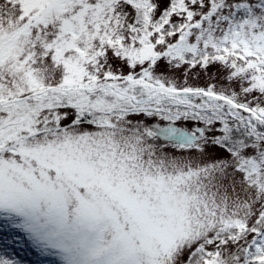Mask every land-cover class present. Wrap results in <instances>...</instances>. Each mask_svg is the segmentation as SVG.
<instances>
[{
    "label": "snow or ice",
    "instance_id": "1",
    "mask_svg": "<svg viewBox=\"0 0 264 264\" xmlns=\"http://www.w3.org/2000/svg\"><path fill=\"white\" fill-rule=\"evenodd\" d=\"M22 252L264 264V0H0V264Z\"/></svg>",
    "mask_w": 264,
    "mask_h": 264
},
{
    "label": "trees",
    "instance_id": "2",
    "mask_svg": "<svg viewBox=\"0 0 264 264\" xmlns=\"http://www.w3.org/2000/svg\"><path fill=\"white\" fill-rule=\"evenodd\" d=\"M21 256L24 257V264H35L36 261V256L33 255V253L28 252V253H20ZM47 264V262H45Z\"/></svg>",
    "mask_w": 264,
    "mask_h": 264
},
{
    "label": "rangeland",
    "instance_id": "3",
    "mask_svg": "<svg viewBox=\"0 0 264 264\" xmlns=\"http://www.w3.org/2000/svg\"><path fill=\"white\" fill-rule=\"evenodd\" d=\"M202 83V82H201Z\"/></svg>",
    "mask_w": 264,
    "mask_h": 264
}]
</instances>
